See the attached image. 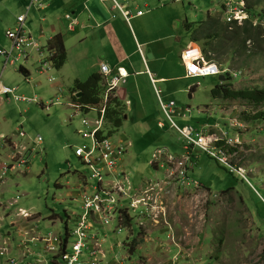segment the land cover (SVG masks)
<instances>
[{"label":"rangeland","instance_id":"rangeland-1","mask_svg":"<svg viewBox=\"0 0 264 264\" xmlns=\"http://www.w3.org/2000/svg\"><path fill=\"white\" fill-rule=\"evenodd\" d=\"M156 1L163 10L159 11L160 15L155 16L154 28L151 30L154 37L158 34L157 36L160 35L161 38V42L155 47L172 46L175 50L177 48V52L173 54V66L180 65L181 47L185 49L190 41L208 51L213 60L229 72V75L222 74L225 81H219V76L182 80L183 96L180 105L189 106L192 110L185 120L181 122V119L176 118L175 123L180 128L190 125L201 132L205 128L215 126L219 110V125L209 129L210 134L218 137H225L228 134L233 138L236 131L230 128L229 120L242 122L245 129L237 132L234 139H230L235 147L226 152L229 157L227 164L213 157L214 152L200 151L198 163L196 165L193 163L194 167L191 166L188 171V180H181L179 177L176 178L178 176L176 173L170 175L171 170L168 171L166 167L148 164L152 159V153L157 149H165L178 157L183 156V147L186 143L178 130H167L163 133L157 127L158 121L167 123L155 92L156 89L160 90V85L153 84L147 73L139 78L136 87L132 80L120 85L119 89L125 90L127 95L119 99L123 104L128 100L130 105L123 107L125 118L121 126L109 136L110 129L104 124L103 133L109 136L112 143L119 140L125 144L132 142L134 146L127 149L129 158L138 156L141 159L140 164L135 160L133 164L128 163L130 164L128 170L122 167L121 162L117 168L119 180L125 182L127 178L133 186L139 175H145L148 180L143 182L140 189L147 184L154 187L148 191V196L158 192L159 187L164 189L158 197L164 212L156 217V222L140 218L143 211L150 214V208L147 206H140L136 211L131 208L129 212L133 219L131 230L136 234L139 226L143 228H148L146 225L165 226L167 232L161 235V240L170 248L169 257L176 263L178 260L183 262V258L202 257L201 263L198 264H249L255 261H257L255 264H264V254L257 253L255 258L244 256L255 254L261 243H264V104L256 105L243 99L215 100L210 93L216 85L226 83H231V87L239 91L263 90L264 39H251L245 51L241 49L242 44L237 40H227L233 31L228 30L225 35L224 31L228 26H233V23L227 20L221 0ZM116 2L120 6L126 3L123 0ZM245 2L246 8H249V0ZM112 3L115 4L114 1ZM129 3L131 7L134 6L131 0ZM29 4L27 0H0V49L10 48L6 32L16 26L17 18L26 12ZM251 6L256 13L255 16L261 18L264 16V1L259 6ZM140 10L144 12V6H141ZM208 13L223 23V36L218 35L217 31L210 27ZM174 19L180 21L175 24ZM205 19L206 27L202 33L211 41H207L201 33L203 39L193 41L194 24ZM27 21L25 30L31 32L32 38L45 47L48 35L46 34V38L42 40H39V36L41 29L44 31L46 26L36 20L31 24L30 17ZM65 24L67 29L64 30L63 36L67 62L61 70L52 69L48 74H41L40 59L36 57L30 59L28 64L22 60L5 70V60L0 57V83L8 89L16 90L19 97L37 99L43 104L42 107L4 100L6 105L0 112V121L4 120L8 125V132L2 133L12 134L13 137L8 142H21L22 146L31 151L26 153L28 165L25 168L7 171L0 180V183L5 180L0 187V264H52L54 259L59 261L57 258L59 255L53 258V254L47 252L46 245L41 239L52 237L65 240L66 230L72 231L75 217L83 213L82 199L76 197V194L79 193V183L81 184L84 179L89 180L91 174L90 170L74 157V151L88 146L89 141L82 140L78 132L84 130L81 122L84 119L92 121L97 112L84 114L79 107L76 110L71 105L70 90L76 80L85 83L97 70L88 72L86 61L80 63L77 54L80 48H74L69 41L71 37L68 33L69 22L66 21ZM117 28L121 36L128 39L131 48L137 49L138 40L136 38L129 40V37L131 38L129 27L123 25ZM259 28L264 29L262 26ZM250 42L252 43L249 44ZM130 50L126 51L129 53ZM138 54L141 56L140 50ZM21 68L29 70L31 75L28 77L21 73ZM50 79L54 82H50ZM195 86L197 87L191 91L190 89ZM19 127H22V132L25 133L22 139L17 138L19 134L15 131ZM152 134L153 137L150 139H144ZM241 134L244 135L245 141L239 139ZM1 136L3 135L0 134V144ZM37 140L41 142L40 145H37ZM7 154L6 150H1L0 163H5ZM9 154L12 157L11 152ZM132 165L135 166V170ZM238 168L242 169L241 173L237 171ZM135 175L136 177H133ZM104 181L108 183L111 177H105ZM91 184L98 185L97 181H91ZM178 188L186 193L192 192L187 196L191 207L188 215L180 216L182 225L174 226L172 221H166L165 218L169 196ZM166 192L167 195L161 196ZM130 204V201L123 200L117 207L130 208ZM20 212H24L27 217ZM97 221H94L96 226L90 235L97 234L99 237L100 250L103 253L99 256L100 264H122L123 259H128V250L132 249L125 247V244L131 241L129 236L131 231L123 227L119 234L120 229L116 220L112 222L110 228L97 224ZM31 238L37 241L29 242ZM74 242V239L68 238L69 252Z\"/></svg>","mask_w":264,"mask_h":264},{"label":"built area","instance_id":"built-area-1","mask_svg":"<svg viewBox=\"0 0 264 264\" xmlns=\"http://www.w3.org/2000/svg\"><path fill=\"white\" fill-rule=\"evenodd\" d=\"M112 1L115 2V6H120L116 0ZM221 1L226 13V18L229 22H237L243 25L246 21L251 20L255 27H264V19L260 16H253L246 8L245 0ZM33 5L34 0H31V6L26 10L27 13L20 15L16 20L14 29L6 32V39L10 43V48L7 50L0 49V57L5 60L4 69L12 65L15 66L22 60L27 63L28 60L36 57L40 59V73L48 74L54 69L51 63L53 55H50L47 48L42 47L38 41L32 38L31 33L25 30L28 13ZM120 7L124 9L122 5ZM123 14L128 20L131 17L129 11L123 10ZM138 14L142 15V12H138ZM64 18L69 22L68 30L70 32L75 31L77 19L73 18L70 14H66ZM181 61L186 70L185 77L189 79L219 76L225 73L229 75V72L223 69V66L210 59L202 48L193 43L187 45L183 50ZM100 73L104 78L106 86L104 101L99 106L87 107V113L94 112L98 107L101 109L92 121L84 119L81 122L84 130L79 131L78 135L82 140L89 141V144L88 146L77 148L74 151V157L86 166L91 174L89 180L84 179L83 182L79 184V193L76 194V197L82 199L83 213L81 216L75 217L74 229L69 231L70 238L75 240L70 252L68 246H66L65 252L60 255V260L56 261L55 264H100L99 256L103 253L100 250L99 237L97 234L90 235L94 232V227L96 226L94 223L95 220H98L97 224L99 223L105 228H110L112 222L116 220L118 228L120 229L118 231L120 234L121 228L123 227L128 228L132 232L130 225H125L127 220H133L129 213L131 208H133L134 211L140 206H147L150 208V214L143 211L144 213L140 218H144L145 221L151 220L153 223L156 222V217L164 212V209H162L160 205L161 201L158 200L160 192L164 190L162 187H159L158 192L148 196V191L154 188L152 184H147L141 189H134L127 178H125V182L119 180L120 175L117 172V168L131 145L129 143L125 144L122 141L119 144H115L112 143L109 138H106L103 133L104 113L109 96L111 94H116L119 86L126 83L128 74L123 68L113 70L105 64H101ZM151 79L153 84H157V81H155L152 76ZM50 82H54V80L50 79ZM155 92L157 99H159L160 108L168 119L170 129L179 130L186 143L183 147V156L178 157L168 153L165 149H157L152 155L150 164L152 166L158 165L161 168L166 167L168 171L171 170L170 175L176 173V175H178L176 178L179 177L184 181L188 180L187 172L193 165L191 154L196 147L208 153L214 152L212 153L213 157L227 164L229 157L226 155V152L231 151L232 148L235 147L230 141L231 138L227 135L225 137H218L215 134H210L206 128L201 132L190 125L179 128L175 123L176 118L186 119L187 115L191 113V109L189 107L178 108L175 101L167 100L159 89H156ZM1 98H5L7 102L13 101L15 103L28 105L35 104L43 107V104L38 102L37 99L19 97L16 95V90H11L3 86H0V99ZM229 126L235 131H242L245 129L242 122L236 123V121L233 120H229ZM19 128L16 130L19 134L17 138L22 139L25 133L22 132V127ZM5 141L7 144L4 143ZM1 142L0 152L2 149L6 150L8 153L6 158H8L6 162L0 166V180H2L7 171L25 168L28 164V156L26 157V153L29 152L28 149L18 142H8V139L4 136H1ZM237 142L236 139L235 143ZM40 143L41 142L37 140V145H40ZM9 152H11L12 157ZM29 153H31V151ZM103 173H105V175ZM123 175L125 176L124 173ZM105 177H111V181L106 183L104 181ZM91 181H97L98 185L93 186ZM163 195H167V192L161 196ZM123 200L131 202L130 208L120 207L119 209L117 207L118 203ZM20 213L23 214L24 217H27L24 212ZM41 240L46 245L47 252L53 255L60 254L63 246V241L61 239L49 237ZM125 262L126 260L123 259L122 264Z\"/></svg>","mask_w":264,"mask_h":264},{"label":"crops","instance_id":"crops-1","mask_svg":"<svg viewBox=\"0 0 264 264\" xmlns=\"http://www.w3.org/2000/svg\"><path fill=\"white\" fill-rule=\"evenodd\" d=\"M27 1L30 2L29 4L30 7L31 0H27ZM129 1L130 0L124 1L126 3L122 4V6L124 7L123 9L121 7L115 6V4L113 5L112 0H34V5L30 8L27 20L30 17L31 24L33 23L34 20H36L40 24L46 26L45 27L46 29L44 31L43 29H41V35L39 36V40L46 38V34H47L48 40L45 43L46 44L45 47L47 48V44L55 36L61 35L63 39H65L63 36V32L64 30L67 29V26L65 27L66 21L64 20V16L66 14H70L71 16H73V18L77 19V27L73 32L68 31V33L71 36L69 41L72 42L74 48H78V49L80 48L77 54L78 57L80 58L81 64L86 61L88 72H93L94 70H97V72L95 73H100L101 64H105L109 66L110 69L113 70H116L118 68H123L128 74V77L126 79V84L128 83L129 80H132L135 83V87L137 86V81L139 80V78L145 76L147 73L148 75H150L149 77L152 76L154 80L157 81L156 83L160 85V90L162 91V94H164V97L167 100L175 101L178 108L186 106L184 104L180 105L183 96L182 95L183 92L181 90V81L187 79L185 77L186 70L184 69V66L182 65L181 62V54L184 48L181 47L180 65H177L178 67L177 68L172 65L173 54L177 52V48L175 50V48L172 46L169 47L163 46L161 48H159V46L155 47V45L161 42L160 40L161 38L160 35L157 36L158 34L154 37V33L151 31L152 28H154L153 21L156 18L155 16L160 15L159 11L163 9L160 8L156 0H138V2L137 0H131L132 2H134L133 7L130 6ZM141 6H144L145 8L144 12L140 10ZM123 10L130 12L131 17L129 18V20L124 16ZM138 12H142V15H139ZM208 15H212V14L208 13ZM124 20L127 25L124 23ZM174 21H176L175 24H177V22H179L180 20L174 19L173 22ZM186 22L187 24H189L188 20H186ZM198 23L199 22L194 24L193 26L194 29H196L197 26L196 24ZM123 25L125 27L126 26L129 27L128 29H130L133 34L132 37V34L129 30L130 32L129 34L131 36V38L129 37V40L132 41L133 38H136L138 40L137 49L131 48V46L128 44V39L123 38L121 36L117 27ZM179 40L181 41V36H179ZM190 43L192 42L189 41L187 45H189ZM127 49H131L129 53L126 51ZM138 50H140L141 56H139ZM29 62L30 61L28 60L27 64ZM167 63H169V65ZM24 70L26 71V73H28V77H29L31 75V72L26 69ZM0 86L3 85L0 83ZM115 95L118 97V99L119 98L123 99L126 97L127 93L125 90L118 88ZM4 100L5 98L0 99V112L3 109V107L6 105L5 104L6 100L5 101ZM125 103L126 105H130L128 100H126ZM217 115L218 118L216 120V123L219 122L218 121L219 110H217ZM123 118H125L124 112H123ZM180 119L181 122L185 120L183 118H178V120ZM165 120L167 121L166 118ZM7 126L8 125L4 120L0 121L1 135L3 136L10 135V134L2 133V132H8ZM157 127L158 129L161 128L160 130H162L163 133L167 132V130L168 131L173 130L170 129L168 121L167 123L163 121H158ZM11 135L7 136L8 141L9 139H12ZM151 137H153V134L150 137H144V139L145 138L150 139ZM239 139H241L242 141L246 140L243 134H241V137ZM121 141L119 140L117 143L119 144ZM19 144L23 145V143L21 142H19ZM129 144L131 145L129 148H132L134 146L132 142H130ZM128 155H129V150L126 152V155L122 160L123 163L122 167L124 169L127 168V170L130 168V164L128 163L133 164L134 160L135 162H139V159H141V157L138 156L136 158L134 156H131V158H129ZM150 162L151 160L148 161V164H150ZM138 164H140V162ZM132 168L133 170H135L134 165H132ZM164 170L166 173V169ZM133 177H136V175ZM146 178L147 177L145 175H139V177L136 178V181L133 185L134 188L137 187L135 189H140V187L143 186V182H146L148 180ZM4 183L5 180L3 179V183H0V187ZM191 193L183 192V189L178 188L176 191H173V193L170 194L168 199L169 206L167 207V217L165 218L166 221L167 220L172 221L174 226H176L177 224L182 225L181 224L182 217L180 216H186L190 212L191 203H189L188 201L189 199L187 198V196H190ZM66 214L69 218V214L67 212ZM146 226H148V228H143L139 226L138 228L139 231H137L136 234L133 233V230L130 233L129 236L131 241L126 243L125 247L127 249L129 248L132 249L128 250V256H127L128 259H126L125 264L201 263L202 257L183 258L184 260L183 262L181 260L180 261L178 260L177 263L175 260H172L173 258L170 259L169 257L170 248L165 246V244L162 243L161 240V235L167 232L165 226L164 227L163 225L161 226L158 225L156 227L149 225ZM171 232H173V230ZM24 237L26 236L24 235ZM34 241L36 242L37 239L31 238L29 240V242H34ZM257 253L264 254V243H261L260 249L255 254H251L248 256L244 255V256L246 258H255ZM256 262L257 261L251 262L249 264H255Z\"/></svg>","mask_w":264,"mask_h":264},{"label":"trees","instance_id":"trees-1","mask_svg":"<svg viewBox=\"0 0 264 264\" xmlns=\"http://www.w3.org/2000/svg\"><path fill=\"white\" fill-rule=\"evenodd\" d=\"M264 0H249V8L248 11L253 14V16L256 15V13L253 10L254 6H259ZM210 17L209 19V25L210 27L214 30L217 31V34L220 36H223V30H224V25L223 23L220 22V20L217 17H213L211 15H208ZM264 16L262 15V18ZM206 22L201 21L198 24H196V29L194 30L195 34H193L192 39L193 41H200L203 39L208 40L207 35L203 34V29L206 27ZM233 26H228V28L225 29V32L230 30L233 31L231 32V37L227 38L229 41H235L237 40L239 44H242L241 49L245 51L248 49V42L251 41V39L254 40H260L264 39V29L262 30L261 28L255 27L253 25V22L248 20L246 21L243 25H238L237 22H232ZM230 24V23H229ZM228 25V24H226ZM190 26V25H189ZM191 27V26H190ZM263 27V26H262ZM264 28V27H263ZM199 32V33H198ZM200 33L203 34V37L200 36ZM216 41H214L215 44ZM252 43V42H251ZM47 51L49 52L50 55H53L51 58V63L53 65V68L56 70H61L66 62H67V53L64 48V39L61 35L55 36L48 44H47ZM211 59L212 55H209L208 51H204ZM20 72L23 74H27L26 71L21 68ZM193 87L192 91L194 90ZM105 91H106V86L104 83V78L101 75V73H94L85 83H82L78 80L75 81L73 88L70 90V97H71V105L76 108L79 107L82 109L83 113H87V107H95L99 106L103 103L104 101V96H105ZM211 97L215 100L219 99H243V100H248L256 105L264 104V89L263 90H234L231 87V83H226L223 85H216L213 89H211ZM80 95V97H78ZM126 104H123L120 99L115 94H111L108 98V101L106 103L105 107V113H104V124L107 126L108 129H110V132L108 135L110 136L114 130L118 129L123 120V110ZM101 108L98 107L95 109V111L98 113V111ZM122 113V114H121ZM161 129V128H160ZM109 136H106V138H109ZM200 151H205L202 150L198 147L194 148L192 154H191V161H193L194 165L198 163L199 160V152ZM207 152V151H205ZM208 153V152H207ZM157 167V165H156ZM241 169V168H238ZM242 170V169H241ZM188 174V172H187ZM132 221L127 220L125 222V225H132ZM69 238V232L66 230V237L65 240L63 241V246L61 249V252L64 253L65 248L67 246V241ZM56 259L53 260V262ZM53 264V263H52Z\"/></svg>","mask_w":264,"mask_h":264},{"label":"clouds","instance_id":"clouds-1","mask_svg":"<svg viewBox=\"0 0 264 264\" xmlns=\"http://www.w3.org/2000/svg\"><path fill=\"white\" fill-rule=\"evenodd\" d=\"M251 21V20H250ZM193 43V42H192ZM249 44H251V42L249 43ZM209 55H211V54H209ZM210 58V57H209ZM211 59V58H210ZM213 60V59H212ZM218 64V63H217ZM220 65V64H219ZM222 66V65H221ZM223 68H224V66H223ZM222 75V74H221ZM220 76V75H219ZM212 77H218V76H212ZM207 78V77H206ZM187 79H189V78H187ZM197 79H202V78H197ZM195 87H197V86H195ZM191 91H192V88L190 89ZM191 97H192V95H191ZM190 108V107H189ZM191 109V108H190ZM77 110H78V108H77ZM192 110V109H191ZM83 113V112H82ZM85 114V113H84ZM86 114H88V113H86ZM218 123H215V126L214 127H218ZM214 127H212V128H206L207 129V131H209V129H213ZM237 132H239V131H236V135H237ZM211 134H213V133H211ZM227 136L229 137V135L227 134ZM235 137V136H234ZM229 138H231V139H234V138H232V137H229ZM68 230V229H67ZM68 232H69V230H68ZM70 237V236H69ZM61 240H62V238H61ZM62 241H64V240H62ZM67 246H68V244H67ZM66 249V248H65ZM65 251V250H64ZM62 254V252H60V254H58L59 256L57 257V258H60V255ZM54 256H56V255H53V258H54ZM55 262L56 261H52V263L53 264H55Z\"/></svg>","mask_w":264,"mask_h":264},{"label":"water","instance_id":"water-1","mask_svg":"<svg viewBox=\"0 0 264 264\" xmlns=\"http://www.w3.org/2000/svg\"><path fill=\"white\" fill-rule=\"evenodd\" d=\"M219 81H225V77L224 76H219ZM80 95H78V97H79Z\"/></svg>","mask_w":264,"mask_h":264},{"label":"bare ground","instance_id":"bare-ground-1","mask_svg":"<svg viewBox=\"0 0 264 264\" xmlns=\"http://www.w3.org/2000/svg\"><path fill=\"white\" fill-rule=\"evenodd\" d=\"M195 44V43H194ZM165 116V115H164ZM165 118H166V116H165ZM167 119V118H166ZM167 121H168V119H167ZM180 128V127H179ZM178 132L180 133V131L178 130ZM181 134V133H180ZM182 135V134H181ZM155 167H156V165H154ZM238 172H240L241 171V169H238L237 170ZM241 173V172H240ZM6 252V251H5Z\"/></svg>","mask_w":264,"mask_h":264}]
</instances>
